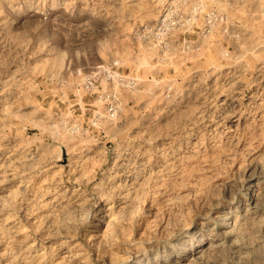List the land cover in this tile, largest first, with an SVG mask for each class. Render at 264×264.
<instances>
[{
  "label": "rangeland",
  "instance_id": "obj_1",
  "mask_svg": "<svg viewBox=\"0 0 264 264\" xmlns=\"http://www.w3.org/2000/svg\"><path fill=\"white\" fill-rule=\"evenodd\" d=\"M206 2L0 0V264H264V0Z\"/></svg>",
  "mask_w": 264,
  "mask_h": 264
},
{
  "label": "built area",
  "instance_id": "obj_2",
  "mask_svg": "<svg viewBox=\"0 0 264 264\" xmlns=\"http://www.w3.org/2000/svg\"><path fill=\"white\" fill-rule=\"evenodd\" d=\"M227 19V14L209 6L206 0H161L157 19L145 26L144 33L156 45L186 44L192 40L188 39L190 34H195L198 40L210 33L219 22L226 24ZM110 110L114 108L111 106Z\"/></svg>",
  "mask_w": 264,
  "mask_h": 264
},
{
  "label": "bare ground",
  "instance_id": "obj_3",
  "mask_svg": "<svg viewBox=\"0 0 264 264\" xmlns=\"http://www.w3.org/2000/svg\"><path fill=\"white\" fill-rule=\"evenodd\" d=\"M67 246H69V245H67V243H66L65 241H62V242L60 243V249H61V248H66Z\"/></svg>",
  "mask_w": 264,
  "mask_h": 264
}]
</instances>
